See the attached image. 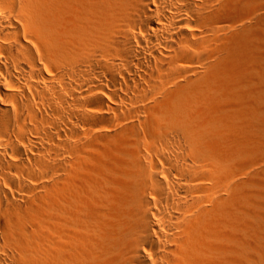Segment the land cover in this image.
I'll use <instances>...</instances> for the list:
<instances>
[{
    "label": "bare ground",
    "instance_id": "obj_1",
    "mask_svg": "<svg viewBox=\"0 0 264 264\" xmlns=\"http://www.w3.org/2000/svg\"><path fill=\"white\" fill-rule=\"evenodd\" d=\"M0 264H264V0H0Z\"/></svg>",
    "mask_w": 264,
    "mask_h": 264
},
{
    "label": "rangeland",
    "instance_id": "obj_2",
    "mask_svg": "<svg viewBox=\"0 0 264 264\" xmlns=\"http://www.w3.org/2000/svg\"><path fill=\"white\" fill-rule=\"evenodd\" d=\"M188 107L192 110V107L194 108V106H192V105H188ZM190 109H188V111H189V113H194V112H196L197 113V111H198V109H196V108H194V109H196V111H194V110H192V112H190Z\"/></svg>",
    "mask_w": 264,
    "mask_h": 264
}]
</instances>
